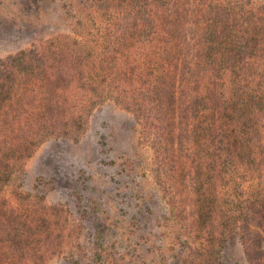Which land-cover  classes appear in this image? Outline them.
I'll return each instance as SVG.
<instances>
[{
    "label": "trees",
    "instance_id": "16d2710c",
    "mask_svg": "<svg viewBox=\"0 0 264 264\" xmlns=\"http://www.w3.org/2000/svg\"><path fill=\"white\" fill-rule=\"evenodd\" d=\"M60 1L67 32L0 58V264L62 248L60 215L17 177L106 99L134 115L187 238L207 226L213 245L238 239L250 256V220L264 231V2Z\"/></svg>",
    "mask_w": 264,
    "mask_h": 264
},
{
    "label": "rangeland",
    "instance_id": "374dc122",
    "mask_svg": "<svg viewBox=\"0 0 264 264\" xmlns=\"http://www.w3.org/2000/svg\"><path fill=\"white\" fill-rule=\"evenodd\" d=\"M68 24L60 0H0V58L67 32ZM152 156L134 115L110 99L94 109L84 131L40 144L17 177V188L44 196L65 231L54 238L62 248L34 264L261 262L264 231H256L253 220L245 244L250 256L238 239L213 245L207 226L187 238L189 220L170 212ZM6 194L13 204H22L13 190ZM186 210L190 218L192 207Z\"/></svg>",
    "mask_w": 264,
    "mask_h": 264
}]
</instances>
